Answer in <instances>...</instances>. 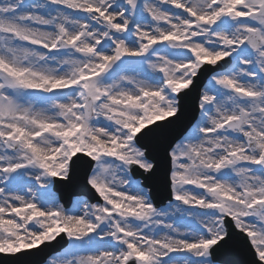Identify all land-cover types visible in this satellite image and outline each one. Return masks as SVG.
Instances as JSON below:
<instances>
[{"label":"snow or ice","instance_id":"6c2138e0","mask_svg":"<svg viewBox=\"0 0 264 264\" xmlns=\"http://www.w3.org/2000/svg\"><path fill=\"white\" fill-rule=\"evenodd\" d=\"M0 264H264V0H0Z\"/></svg>","mask_w":264,"mask_h":264},{"label":"rangeland","instance_id":"374dc122","mask_svg":"<svg viewBox=\"0 0 264 264\" xmlns=\"http://www.w3.org/2000/svg\"><path fill=\"white\" fill-rule=\"evenodd\" d=\"M66 207H68V205H66ZM69 207H71V205Z\"/></svg>","mask_w":264,"mask_h":264}]
</instances>
